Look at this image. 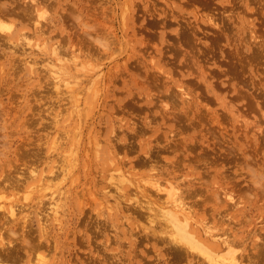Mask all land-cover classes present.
<instances>
[{
	"label": "rangeland",
	"instance_id": "obj_1",
	"mask_svg": "<svg viewBox=\"0 0 264 264\" xmlns=\"http://www.w3.org/2000/svg\"><path fill=\"white\" fill-rule=\"evenodd\" d=\"M17 3L0 17V180L19 182L0 200L46 261L21 248L15 264H208L161 230L158 179L264 264V0Z\"/></svg>",
	"mask_w": 264,
	"mask_h": 264
},
{
	"label": "bare ground",
	"instance_id": "obj_2",
	"mask_svg": "<svg viewBox=\"0 0 264 264\" xmlns=\"http://www.w3.org/2000/svg\"><path fill=\"white\" fill-rule=\"evenodd\" d=\"M18 3H17V0H8L5 3L3 2V4L1 2V4H0V17H2V16H9V15H12V14H17V12L19 11L18 10L19 9L18 8L19 7V4ZM21 3H23V2H21ZM26 13H29L27 9L22 10V12H21V14H23V15H26ZM18 14H20V13H18ZM4 27L5 26H4L3 22L0 19V29H4ZM39 27L40 26H37V28H39ZM71 56H72L71 59L73 57H76V56H73V55H71ZM53 58H51L50 60L52 61ZM61 59L62 58L59 57V56L57 58H55V60H57L56 62H58ZM74 59H76V58H74ZM52 64H53V62H52ZM63 170L65 171L66 168L64 167ZM255 170L256 169H253V171H255ZM33 171H35V169H33ZM118 175L121 176V175H123V173L120 172ZM252 175L255 177L257 174L256 175L252 174ZM148 176H151V175H148ZM258 178L259 179H255V182L256 183H261V181L263 180L264 176H262V174H261V176L259 175ZM117 180L118 181L116 182L117 183L116 186H117V188H119V186L121 187V185H119V184H122L123 180H125V179L121 180L119 177H117ZM147 180L150 181L148 178H147ZM16 182H19V179L16 180ZM16 182H14V181L10 182L9 181L7 184L5 183L2 186L1 185L2 181L0 180V192H2L4 190L7 191V189H8L7 186H10V187L11 186H14V187H16L17 186ZM25 183H27V180L24 181V184ZM153 184H154L153 187H155L156 191L159 192V193H162L166 197L165 198L166 201L159 208H157L155 206V209H158V210H157V214H155L154 218L155 219L156 218H159L158 220L156 219L157 222H161L162 225H163V227L165 228L164 229L161 226L163 228L161 230L164 231L167 228H171V230L173 231L171 234H172L173 237H175V239L177 240V242L179 240L178 243H180V241H181L183 244L188 245L192 249L199 251V253H201L205 257L206 262L208 264H247V263H245V257H244L247 253L244 255V253L242 254L241 252L238 251L239 248H240L239 246H241V244H243V243H240L241 241L238 242L239 240L237 241L236 239H234V236L232 234H230L227 229H224L223 231H220V229H219L220 227L217 226V223H213L214 225H210L211 223L207 224L210 220H212V218L211 219L208 218L210 220H208V222L203 227L201 226L202 228L200 227L202 229V231L197 227L200 224L198 222V219L196 221L193 218V214H192V210L195 207L192 208L193 207V205H192V207H191L192 210H191V208H190L191 205H189L190 203L188 204V202L185 201V199H184V196L185 195L182 196V194H181L182 192H180V191H179L180 193L178 192V190H177L178 187H179V185H178L179 183L178 182H177V184H175V182H172V181L169 180V183H166V182L164 183V182H160L159 179H158V180H155L153 182ZM151 185H152V183H151ZM176 185H178V187ZM261 185H263V184L261 183ZM144 186H145L144 189L147 190L148 187H147L146 183H144ZM257 186H258V184H257ZM176 187H177V189H176ZM181 187H180V189H182ZM260 189H261V187H260ZM184 190L185 189H183L182 191H184ZM225 190L223 191V194H225L224 192L227 191V190L226 191ZM187 192H189V189H188ZM262 192L264 193V191H262ZM186 194H188V193H186ZM2 197H3V194H2ZM225 197H226V198H224L225 199V202L226 201H230L231 203L229 202L228 205H230L232 207L231 210L226 209L225 211H223L224 215L225 216H228L226 219H230V221L227 224H230L232 220H235L236 219V216L237 215H234V213L236 212V214H238V213L240 214V210H242V209H239V208L234 209V207L238 206V199H237L238 197L236 198L235 193L233 194V192H231V191L230 192H227L226 195H225ZM239 197H241V196H239ZM0 198H1V196H0ZM160 198H161V196H160ZM222 201H224V200L222 199ZM51 203H52V205L50 207V210H51L50 212H52L51 213L52 216L55 219H60L59 216L61 214L60 211H61L62 204L60 203V201L57 199L56 196H53V198L51 200ZM224 205H226V204L224 203ZM228 208L230 209V207H228ZM23 210H24L23 207L18 206L14 202L8 203L5 200L4 201H1L0 200V212H2L1 213L2 215L0 214V262H1V264H9V263H12V264L14 263L15 264V263H17L18 262V259H17L18 258V252L21 251V248H23L29 255H30V252H32V253L35 252L33 254H36L37 253V255H36L37 257H35V259L37 261H46V257L44 255V253L42 252L43 250H41V248L43 247L42 240L40 239L41 238V234L39 235V238L35 241L33 239V237L26 236L23 233V231H22V233L21 232H17L19 230L18 229H15V228H18V227H14L13 226V224L16 225V226L17 225H20L23 230H24L25 227H27V225H28V223H27L28 218L25 219L27 217V215L26 214L21 215V214H23ZM220 212H222V211H220ZM225 212H227V213L225 214ZM44 218L45 217H43V220H44ZM221 219H223V218H221ZM226 219H224L225 220L224 223H226V221H227ZM218 220H220V218H218ZM204 221H205V219L203 220V222ZM210 222H212V221H210ZM217 222H219V221H217ZM44 223L45 222H43L42 224H44ZM223 226H225V225H223ZM2 227H4V228L5 227L6 228L9 227L8 228L9 234L11 235V237L12 236L14 237L13 238L14 240H10V239L9 240H5L6 237L5 236L3 237V232H2L3 228ZM40 227L44 231L47 228V225L44 224V225H42ZM231 227L232 226H230L229 229ZM226 228H227V226H226ZM232 228H234V227H232ZM169 232H171V231H169ZM44 233H47V232L44 231ZM165 233H167V231ZM255 235L257 236V233ZM237 237H239V236H237ZM173 239H172V241H173ZM16 241H20L21 243L23 242L24 245H25V247H23V246L22 247L21 246L20 247H17L19 244H18V242L16 243ZM14 243H15V245H14ZM16 244H17V246H16ZM258 244L259 243H256L255 246L256 245L258 246ZM253 246L254 245H252V248H255V246L254 247ZM176 248H175V250H176ZM224 250H226V253H222ZM259 250L260 249H258V252H257L258 254L260 253L258 255V257L263 253L262 252L263 250L261 252H259ZM249 254H251V253H249ZM250 256L247 259H249L250 261H252L251 260L252 256L251 257ZM261 256H264V253ZM256 259H261V258L259 257V258H256ZM254 261H255V259H254ZM44 263H41V264H44ZM253 263H251V264H253Z\"/></svg>",
	"mask_w": 264,
	"mask_h": 264
}]
</instances>
